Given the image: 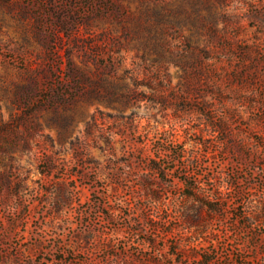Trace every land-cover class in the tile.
<instances>
[{"label":"rangeland","instance_id":"1","mask_svg":"<svg viewBox=\"0 0 264 264\" xmlns=\"http://www.w3.org/2000/svg\"><path fill=\"white\" fill-rule=\"evenodd\" d=\"M0 264H264V0H0Z\"/></svg>","mask_w":264,"mask_h":264},{"label":"trees","instance_id":"2","mask_svg":"<svg viewBox=\"0 0 264 264\" xmlns=\"http://www.w3.org/2000/svg\"><path fill=\"white\" fill-rule=\"evenodd\" d=\"M156 169H160L159 167H155ZM204 202L206 203V200H204Z\"/></svg>","mask_w":264,"mask_h":264}]
</instances>
